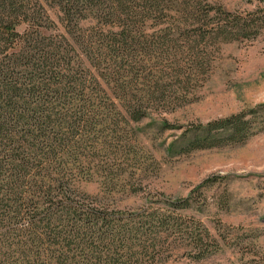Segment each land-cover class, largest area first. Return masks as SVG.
Here are the masks:
<instances>
[{
	"label": "trees",
	"instance_id": "obj_1",
	"mask_svg": "<svg viewBox=\"0 0 264 264\" xmlns=\"http://www.w3.org/2000/svg\"><path fill=\"white\" fill-rule=\"evenodd\" d=\"M256 1L240 10L224 0H0V264H174L218 249L203 223L180 214L216 177L165 208L110 210L85 197L99 172L87 152L100 146L98 125H115L122 110L137 122L170 97L166 62L187 82L215 44L264 33ZM263 108L192 124L179 150L243 143Z\"/></svg>",
	"mask_w": 264,
	"mask_h": 264
},
{
	"label": "rangeland",
	"instance_id": "obj_2",
	"mask_svg": "<svg viewBox=\"0 0 264 264\" xmlns=\"http://www.w3.org/2000/svg\"><path fill=\"white\" fill-rule=\"evenodd\" d=\"M224 3L240 10L258 4ZM164 71V87L171 95L150 103L146 117L133 122L122 110V115H114L115 125L97 126L100 146L87 156L99 172L83 184L85 197L121 212L165 208L166 199L185 197L216 177L193 193L197 203L180 214L203 223L219 247L200 260L179 255L174 264H264V108L255 133L243 143L179 150L181 134L192 124L264 104V33L252 40L215 44L209 63L187 82L171 78L167 62ZM164 120L179 128L164 129L159 125ZM176 243L183 246L179 239Z\"/></svg>",
	"mask_w": 264,
	"mask_h": 264
}]
</instances>
